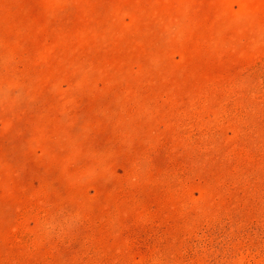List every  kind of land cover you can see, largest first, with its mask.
Instances as JSON below:
<instances>
[{
    "label": "rangeland",
    "instance_id": "374dc122",
    "mask_svg": "<svg viewBox=\"0 0 264 264\" xmlns=\"http://www.w3.org/2000/svg\"><path fill=\"white\" fill-rule=\"evenodd\" d=\"M0 264H264V0H0Z\"/></svg>",
    "mask_w": 264,
    "mask_h": 264
}]
</instances>
